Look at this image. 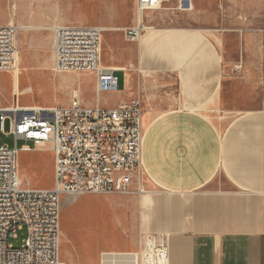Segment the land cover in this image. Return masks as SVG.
Returning a JSON list of instances; mask_svg holds the SVG:
<instances>
[{
  "label": "rangeland",
  "instance_id": "obj_1",
  "mask_svg": "<svg viewBox=\"0 0 264 264\" xmlns=\"http://www.w3.org/2000/svg\"><path fill=\"white\" fill-rule=\"evenodd\" d=\"M191 1L193 5L188 10L180 7L177 0H171L157 11L142 14L141 38L128 42L123 29L137 24L134 0H0V26H4L5 20L6 25L12 20L17 26L38 28L18 32L20 96L13 91V71L0 72V107L67 106L74 95L79 96L84 106L96 105L93 75L56 74L52 70L51 29L64 24L102 28V66L129 71V77L124 71V79L130 99L122 90V73H117L119 92L101 94L100 107L115 108L135 98L141 105L143 100L156 105L162 100H172L178 95V79L188 78L192 64L197 69L215 60L220 79L217 92L220 115L230 120L244 112L264 110V0ZM168 31L201 34L210 43L188 42L183 33L172 35L173 41L167 43L161 39L152 43L154 37ZM8 123L5 122L4 131L8 130ZM0 145L19 148L24 142L0 131ZM18 175L24 187L51 189L50 147L44 145L32 152H19ZM118 201L114 195L60 196L61 261L69 248L66 235L77 244L90 241L92 253L129 248L132 241L121 233L114 217ZM126 219L130 229L132 221L129 216ZM24 237L25 230L19 231L9 244L18 248Z\"/></svg>",
  "mask_w": 264,
  "mask_h": 264
},
{
  "label": "crops",
  "instance_id": "obj_2",
  "mask_svg": "<svg viewBox=\"0 0 264 264\" xmlns=\"http://www.w3.org/2000/svg\"><path fill=\"white\" fill-rule=\"evenodd\" d=\"M166 33L152 43L182 33L188 42L210 43L193 32ZM216 64H192L172 100L142 102L143 193L114 195L129 248L92 253L90 241L77 244L66 235L62 264H101L104 254L103 264H118L144 235L165 238L167 264H264V110L221 116ZM122 90L130 99L125 82Z\"/></svg>",
  "mask_w": 264,
  "mask_h": 264
},
{
  "label": "built area",
  "instance_id": "obj_3",
  "mask_svg": "<svg viewBox=\"0 0 264 264\" xmlns=\"http://www.w3.org/2000/svg\"><path fill=\"white\" fill-rule=\"evenodd\" d=\"M171 0H134L137 24L123 29L128 42H136L144 31L141 15L154 12ZM189 4V0L183 1ZM178 5L180 0H177ZM0 35V72H11L18 63L17 25H4ZM52 70L56 74L88 72L94 77L96 105L84 106L74 95L67 106L32 107L20 112L17 105L0 107V131L22 140L17 148L0 145V264H62L60 245L61 195H140L143 193L141 126L142 105L138 98L115 108L100 107L101 94L118 93L117 73L100 61L101 34L98 26L57 25L52 29ZM93 54V62H85ZM8 130L4 131L5 122ZM31 143L32 146H29ZM44 145L53 158V187H24L18 175V153L32 152ZM25 230L18 248L9 244ZM134 264H167L165 238H140ZM105 255V254H104ZM104 255L101 257L103 264ZM128 264V263H126Z\"/></svg>",
  "mask_w": 264,
  "mask_h": 264
},
{
  "label": "bare ground",
  "instance_id": "obj_4",
  "mask_svg": "<svg viewBox=\"0 0 264 264\" xmlns=\"http://www.w3.org/2000/svg\"><path fill=\"white\" fill-rule=\"evenodd\" d=\"M183 1H185V0H180V7H185V9L186 10H188V9H191L192 8V5H193V3H192V1L191 0H189V4H187V3H184ZM186 2H187V0H186ZM9 23H11L12 25H14V23H13V21L11 20V21H9ZM20 29H24V30H33V29H38V28H36V27H34L33 25L32 26H18ZM0 35H6V27H0ZM18 62H19V57H18ZM85 62H93V54H85ZM17 65H18V63H17ZM17 65H16V67L14 68V70H13V73H14V79H13V91H14V94H16L17 96H20V93H19V81H18V68H17ZM0 68H1V60H0ZM115 69H120V70H123V71H125L126 72V77H129V75L127 74L129 71L126 69V68H123V67H118V68H115ZM77 93V92H76ZM1 106V105H0ZM32 108V107H31ZM16 110H19L20 112H28V111H30L31 109L29 108V107H17V109ZM142 142H143V140H142ZM100 233H101V231H100ZM99 236H100V234H99ZM113 237V236H112ZM114 237H115V235H114ZM107 238V237H106ZM112 240V239H111ZM131 256L133 257V258H131ZM107 256H105V258H106ZM111 257H113L112 255H111ZM115 257V256H114ZM113 257V258H114ZM129 259H126V260H122L121 262H119L120 264L122 263V264H126V263H128V264H134V262H135V257H134V255H129ZM108 258H110V257H108ZM112 258V259H113ZM125 261V262H124ZM137 261V260H136ZM112 262V261H111ZM111 264H116V262L114 261V262H112Z\"/></svg>",
  "mask_w": 264,
  "mask_h": 264
}]
</instances>
